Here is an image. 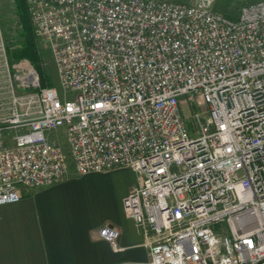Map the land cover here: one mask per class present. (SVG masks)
I'll list each match as a JSON object with an SVG mask.
<instances>
[{
  "label": "built area",
  "instance_id": "obj_1",
  "mask_svg": "<svg viewBox=\"0 0 264 264\" xmlns=\"http://www.w3.org/2000/svg\"><path fill=\"white\" fill-rule=\"evenodd\" d=\"M26 1L75 96L0 38V206L68 176L64 128L78 174L139 177L123 203L149 258L125 264H264V0L236 17L216 0ZM189 94L206 105L192 126ZM98 234L118 248L119 228Z\"/></svg>",
  "mask_w": 264,
  "mask_h": 264
},
{
  "label": "crops",
  "instance_id": "obj_2",
  "mask_svg": "<svg viewBox=\"0 0 264 264\" xmlns=\"http://www.w3.org/2000/svg\"><path fill=\"white\" fill-rule=\"evenodd\" d=\"M1 38V37H0ZM6 137L12 143L13 133ZM126 166L68 176L53 185L19 186L21 199L0 206V264H125L146 261L142 229L124 198L139 184ZM120 229L113 249L98 230Z\"/></svg>",
  "mask_w": 264,
  "mask_h": 264
},
{
  "label": "rangeland",
  "instance_id": "obj_3",
  "mask_svg": "<svg viewBox=\"0 0 264 264\" xmlns=\"http://www.w3.org/2000/svg\"><path fill=\"white\" fill-rule=\"evenodd\" d=\"M174 1L190 2L191 0ZM241 5V0H216L214 10L230 17H236ZM0 37L13 61L20 58L29 59L19 55V52L24 47L33 46L39 61V66H34L40 72L43 84L55 87L61 97L74 98L75 93L71 90H64L60 84L56 61L49 44L38 38L34 32L26 0H0ZM182 107L186 122L190 126L193 123V111L195 109L205 111L206 109L204 101L197 94L185 96L182 100ZM51 136L62 144L68 158L69 171L76 172L66 129L60 128L53 131Z\"/></svg>",
  "mask_w": 264,
  "mask_h": 264
},
{
  "label": "trees",
  "instance_id": "obj_4",
  "mask_svg": "<svg viewBox=\"0 0 264 264\" xmlns=\"http://www.w3.org/2000/svg\"><path fill=\"white\" fill-rule=\"evenodd\" d=\"M19 55L29 58L35 66H39L38 57L33 49V46L24 47L22 50H20Z\"/></svg>",
  "mask_w": 264,
  "mask_h": 264
}]
</instances>
